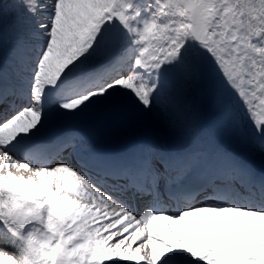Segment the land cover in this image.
Segmentation results:
<instances>
[{
  "label": "snow or ice",
  "instance_id": "obj_1",
  "mask_svg": "<svg viewBox=\"0 0 264 264\" xmlns=\"http://www.w3.org/2000/svg\"><path fill=\"white\" fill-rule=\"evenodd\" d=\"M0 51V264H264V0H0Z\"/></svg>",
  "mask_w": 264,
  "mask_h": 264
},
{
  "label": "rangeland",
  "instance_id": "obj_2",
  "mask_svg": "<svg viewBox=\"0 0 264 264\" xmlns=\"http://www.w3.org/2000/svg\"><path fill=\"white\" fill-rule=\"evenodd\" d=\"M3 54H4L3 51H0V59L3 58ZM210 94L211 93H209L206 97H209ZM214 98H215L214 99L215 105L213 106L214 108H212L207 115L209 118H211L215 114L217 100L215 96ZM140 131L150 135L157 133L163 134V130L161 126L158 124V122H156L154 119L151 118L136 124H113V125H105L92 129L93 135L96 138L99 135L97 139L103 137L102 139H100L101 142L113 141L116 138L123 137L130 133L140 132ZM113 132L114 135L112 136L111 133ZM256 157L264 160V158H262L259 153L256 155Z\"/></svg>",
  "mask_w": 264,
  "mask_h": 264
},
{
  "label": "bare ground",
  "instance_id": "obj_3",
  "mask_svg": "<svg viewBox=\"0 0 264 264\" xmlns=\"http://www.w3.org/2000/svg\"><path fill=\"white\" fill-rule=\"evenodd\" d=\"M112 125H113V124H112ZM93 132H94V131H93ZM93 132H92V133H93ZM96 132H97V131H96ZM98 132H99V131H98ZM94 133H95V132H94ZM98 137H99V135H98ZM98 137H97V138H98ZM105 137H106V136H105ZM99 140H100V139H99Z\"/></svg>",
  "mask_w": 264,
  "mask_h": 264
}]
</instances>
